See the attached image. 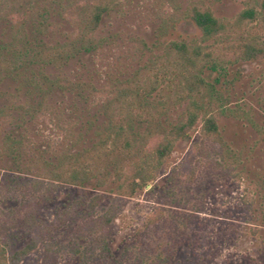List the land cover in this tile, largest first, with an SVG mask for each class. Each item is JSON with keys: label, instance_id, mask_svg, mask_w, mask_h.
I'll list each match as a JSON object with an SVG mask.
<instances>
[{"label": "rangeland", "instance_id": "374dc122", "mask_svg": "<svg viewBox=\"0 0 264 264\" xmlns=\"http://www.w3.org/2000/svg\"><path fill=\"white\" fill-rule=\"evenodd\" d=\"M100 1L0 0L4 255L34 239L18 264H42L46 245L51 264H264L262 0H117L85 36ZM193 7L227 27L205 37ZM173 42L199 52L190 61ZM244 44L261 52L244 60ZM58 45L69 54L39 55ZM195 99L198 117L177 136ZM164 138L171 151L133 190Z\"/></svg>", "mask_w": 264, "mask_h": 264}, {"label": "trees", "instance_id": "16d2710c", "mask_svg": "<svg viewBox=\"0 0 264 264\" xmlns=\"http://www.w3.org/2000/svg\"><path fill=\"white\" fill-rule=\"evenodd\" d=\"M117 0H102L98 3L93 4L86 16V22L84 26V34L85 36H90L94 30L96 29L97 25L99 24L101 17L104 13H106L110 7L116 2ZM261 10L263 11L264 15V0L261 2ZM253 15V11L251 9H245L242 11L235 19L238 21L244 17H250ZM191 19L194 24L200 29L201 33L207 37L212 36L222 30H224L228 23L225 21H220L212 16V14L208 10H202L197 7H193L191 9ZM173 47H175L178 51H180L183 56L186 58L188 57V53L190 52L195 53L199 52L198 47H193L190 51L188 47L183 42H173ZM69 48L65 46H52L47 47L39 52V55L47 60L48 62H53L56 60L61 59L62 57L67 56L69 53ZM261 50L253 45L244 44L243 49L241 50V58L244 60L250 59L253 56H256ZM190 61L192 59L188 57ZM187 59V58H186ZM2 64V61H0ZM212 72V68H209ZM202 71H196L193 73V77L196 78L199 82L205 83V79L200 75ZM191 108L187 113V118L185 122L180 123L174 127V133L177 136L185 137L188 136V132L190 131L193 123L195 122L196 118L198 117V113L200 111V103L198 99L191 101ZM203 127L206 132H216L217 131V124L214 118L207 117L204 119ZM173 141L168 138H164L163 140L159 141L154 148V154L151 155L147 160L144 161L143 165L139 166L138 169L135 170L134 176L131 179V184L133 186V190L135 188L140 189L145 187L148 182L154 179L155 174L163 161V158L169 154L172 149ZM84 173L81 172H73L69 178L70 180L74 181L76 178L80 180H84L83 175ZM119 201H113L110 207L101 215L99 221L102 224H108L112 218L117 213L119 209ZM26 222L28 225L33 226V222L30 218H26ZM36 244L34 239L23 249L13 252L10 256H5L3 247L0 244V264H18L19 261L28 253L29 250L33 249ZM45 254L42 260V264H51L53 261V254L48 251V246L45 247Z\"/></svg>", "mask_w": 264, "mask_h": 264}]
</instances>
